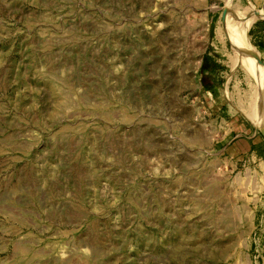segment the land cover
<instances>
[{
    "label": "rangeland",
    "instance_id": "1",
    "mask_svg": "<svg viewBox=\"0 0 264 264\" xmlns=\"http://www.w3.org/2000/svg\"><path fill=\"white\" fill-rule=\"evenodd\" d=\"M260 71L264 0H0V264H264Z\"/></svg>",
    "mask_w": 264,
    "mask_h": 264
},
{
    "label": "bare ground",
    "instance_id": "2",
    "mask_svg": "<svg viewBox=\"0 0 264 264\" xmlns=\"http://www.w3.org/2000/svg\"><path fill=\"white\" fill-rule=\"evenodd\" d=\"M241 41V40H240ZM240 44V43H239ZM242 48V47H241ZM240 51V50H239ZM243 56H244V60L246 59V61H247V64L248 65H250L251 66V68L253 67H256V68H258L259 66V64H258V62L256 61H254V58L253 57H251V55H249V54H247V53H243ZM258 64V65H257ZM252 68V69H253ZM255 69V68H254ZM255 72H256V74H258L259 75V73L257 72V70H255ZM260 74H264V72L263 71H260ZM264 105V104H263ZM263 107V111H262V113H263V115H264V106H262ZM259 121H261V122H263L264 123V117L263 118H261V120L259 119ZM264 126V125H263Z\"/></svg>",
    "mask_w": 264,
    "mask_h": 264
},
{
    "label": "water",
    "instance_id": "3",
    "mask_svg": "<svg viewBox=\"0 0 264 264\" xmlns=\"http://www.w3.org/2000/svg\"><path fill=\"white\" fill-rule=\"evenodd\" d=\"M255 15H256V16H259V13H258V12H255Z\"/></svg>",
    "mask_w": 264,
    "mask_h": 264
}]
</instances>
